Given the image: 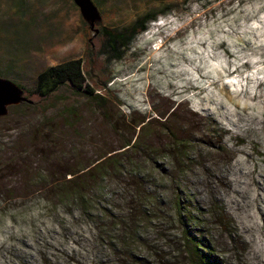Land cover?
<instances>
[{"label":"rangeland","instance_id":"374dc122","mask_svg":"<svg viewBox=\"0 0 264 264\" xmlns=\"http://www.w3.org/2000/svg\"><path fill=\"white\" fill-rule=\"evenodd\" d=\"M90 2L93 30L74 0H0V78L14 94L82 58L107 101L54 92L48 114L71 126L50 143L32 109L0 119V264H196L192 240L216 264H264V0ZM148 13L112 53L102 29ZM81 165H95L77 173L88 194L59 203Z\"/></svg>","mask_w":264,"mask_h":264},{"label":"trees","instance_id":"16d2710c","mask_svg":"<svg viewBox=\"0 0 264 264\" xmlns=\"http://www.w3.org/2000/svg\"><path fill=\"white\" fill-rule=\"evenodd\" d=\"M156 15H157L156 13H148L143 17L135 20L132 26L120 31L103 28L102 34L105 36L107 44L110 50L112 51V53L118 55L117 49L119 47H129L136 40L134 38L140 33H142L143 30L146 28L147 21L154 19ZM185 43L187 42H184L183 44ZM215 44L216 41L214 40L210 46H214ZM170 51H173L169 55L170 58L179 57L182 52L181 50L176 51V49H170ZM162 58L163 56L161 54L158 60ZM63 86L70 87L72 91H74V93L76 92L77 94L78 93L83 94L88 99L94 100V102H98V103L103 102V105L105 104V102H107L103 94L97 93L95 87L86 82L83 72V59L73 58L57 65L48 66L42 71H40L37 74L34 89L24 90V97L31 102L30 103L21 102L16 105L8 106L7 113L4 114L3 116H0V119H5L9 115L13 114L14 111L12 110L14 109H20V108L32 109L40 118V120L38 121L36 120L33 123H30L31 126L35 128L42 127L48 129L47 131H49V133L44 134L42 136V141L46 143L55 142V141H51L53 140L51 136L55 134L59 124L60 126L65 124L71 126L70 123H66L64 120L58 117H50V115L48 114L49 99L53 96L52 94L54 92H56ZM100 86L103 90H106V86L104 82L100 83ZM224 95L228 100L233 99V96L228 91H225ZM206 98H208L209 101H211V99L214 100L211 93H208V95H206ZM218 104L220 105L219 107L222 106L221 101H219ZM66 110H67V116L70 117L74 115V112L72 111V109H70V107H67ZM222 114L224 115L225 119H229L230 112L227 109H225ZM56 120H61L62 122L58 123ZM44 136H47V138H45ZM135 139L138 142L140 138L136 137ZM125 146H128V148L126 149H130V146L127 142L125 143ZM132 148L134 149L135 146ZM106 160L109 161L111 160V158H105V161ZM94 167L95 165L93 166L81 165V166H77L75 169L68 170V173L73 175L71 178L65 181V183L70 184V191H63L58 194L57 199L59 203H64L65 201H69V200H82L83 198H85L86 194L88 193H84L83 191L85 185L88 183L76 181L77 177H79L77 173L79 172H81L80 174L89 173L90 172L89 170ZM52 183L53 182H51V184ZM117 224L120 225L119 223ZM186 240L188 243L189 239L185 238V241ZM190 243H191V250L188 251L196 259V264H216L212 259L211 253L205 248V244L202 241L192 240L190 241Z\"/></svg>","mask_w":264,"mask_h":264},{"label":"water","instance_id":"95a60500","mask_svg":"<svg viewBox=\"0 0 264 264\" xmlns=\"http://www.w3.org/2000/svg\"><path fill=\"white\" fill-rule=\"evenodd\" d=\"M76 4L80 7L82 13L89 22V28L94 29V21L96 19V12L94 6L91 4L90 0H74ZM97 32V30H95ZM16 88L7 80L0 78V100H5V105L0 106V116L7 113V107L10 105H16L20 102H28L25 97H19L16 94Z\"/></svg>","mask_w":264,"mask_h":264},{"label":"bare ground","instance_id":"6f19581e","mask_svg":"<svg viewBox=\"0 0 264 264\" xmlns=\"http://www.w3.org/2000/svg\"><path fill=\"white\" fill-rule=\"evenodd\" d=\"M5 100H0V106H3V105H5Z\"/></svg>","mask_w":264,"mask_h":264}]
</instances>
